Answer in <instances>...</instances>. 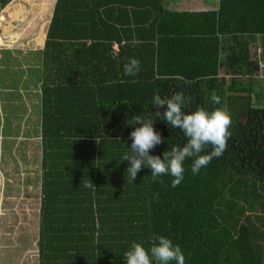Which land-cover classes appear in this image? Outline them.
<instances>
[{
  "label": "trees",
  "instance_id": "trees-1",
  "mask_svg": "<svg viewBox=\"0 0 264 264\" xmlns=\"http://www.w3.org/2000/svg\"><path fill=\"white\" fill-rule=\"evenodd\" d=\"M11 1L0 0V14ZM32 52L37 264H124L133 242L148 249L157 235L181 248L185 264H264V0H219L199 12L171 11L162 0H56ZM129 58L140 61L136 76L124 74ZM176 92L186 113L226 105L227 149L195 175L186 158L175 188L172 176L154 181L149 168L132 181L123 161L132 118L157 111L154 95ZM153 127L163 142L150 155L187 141L162 119Z\"/></svg>",
  "mask_w": 264,
  "mask_h": 264
},
{
  "label": "rangeland",
  "instance_id": "rangeland-1",
  "mask_svg": "<svg viewBox=\"0 0 264 264\" xmlns=\"http://www.w3.org/2000/svg\"><path fill=\"white\" fill-rule=\"evenodd\" d=\"M25 6L29 9V2ZM48 18V12L40 14L37 23L41 27L34 21L32 25L24 23V28L19 25L16 28L8 25L7 31L0 28L1 33L9 36L0 51V264H37L41 151L36 73L39 72L30 54L34 53L32 49L42 47ZM2 23L6 25L7 19ZM29 31L37 35L34 46L29 45L30 36L23 37ZM12 58L15 63L10 61ZM259 67L263 81L264 65ZM29 71L31 80L27 76ZM262 81L260 86H264Z\"/></svg>",
  "mask_w": 264,
  "mask_h": 264
},
{
  "label": "clouds",
  "instance_id": "clouds-1",
  "mask_svg": "<svg viewBox=\"0 0 264 264\" xmlns=\"http://www.w3.org/2000/svg\"><path fill=\"white\" fill-rule=\"evenodd\" d=\"M134 43L139 44L140 41ZM139 70L140 61L136 58H129L124 65L125 75L136 76ZM211 99L215 104H220V99L215 94ZM185 102L183 92H176L171 97L157 94L153 97V108L157 111L133 116L134 130L129 134L131 145L127 147L128 152L123 157V161L130 164L127 174L132 181L142 168H149L154 181L163 175L172 176L174 179L171 186L175 188L184 179L183 165L186 158L193 160L191 171L195 175L213 158L224 154L231 135V118L227 111L219 107L211 111L199 107L191 113H186L182 110ZM161 109L163 111H160ZM156 119H162L173 128L180 129L187 138L182 147L165 151L163 158L149 154L150 150L163 142L161 134L153 127ZM136 125L139 126L135 127ZM209 145L212 151L202 154ZM85 187H93V184L90 182ZM153 261L155 264H170L173 261L175 264H185V256L178 245L159 235L153 237L150 248L145 249L141 243L133 242L124 253V264H153Z\"/></svg>",
  "mask_w": 264,
  "mask_h": 264
},
{
  "label": "crops",
  "instance_id": "crops-1",
  "mask_svg": "<svg viewBox=\"0 0 264 264\" xmlns=\"http://www.w3.org/2000/svg\"><path fill=\"white\" fill-rule=\"evenodd\" d=\"M26 1L29 2V5H30L29 9H25L26 8V6H25ZM31 1L32 0H12L1 11L0 28H3L6 31L9 30V26H12V27L14 26V28H16V26L19 25V26H22V28H24V23L25 24L29 23V25H32L34 23V21L38 27H41L37 23V18H39L40 14L44 15L45 13L48 12L49 18L47 20V24H46V28H45V30H46L47 26H48L49 19L52 15L53 7H54L56 0H33L34 4H32ZM162 4L165 7V9H168L171 11H196V12H199V11L217 9L218 4H219V0H162ZM5 19H7L6 25H4L2 23V20H5ZM42 20L44 21V19H42ZM25 34L26 35L23 37L26 38V37L30 36L29 45L31 43L32 46H34L36 44V42L38 41V40H36V37H37L36 33H32L29 31V32H26ZM43 37H45V33H44ZM43 40H44V38H43ZM43 40H42V43H43ZM33 42H34V45H33ZM9 47H12V45H9ZM32 50H34V49H32ZM35 50H38V49H35ZM261 52H262V49L260 50L259 53H261Z\"/></svg>",
  "mask_w": 264,
  "mask_h": 264
},
{
  "label": "built area",
  "instance_id": "built-area-1",
  "mask_svg": "<svg viewBox=\"0 0 264 264\" xmlns=\"http://www.w3.org/2000/svg\"><path fill=\"white\" fill-rule=\"evenodd\" d=\"M6 42H7V36L0 32V51L3 49L4 44H6ZM114 48L117 49L116 45H114Z\"/></svg>",
  "mask_w": 264,
  "mask_h": 264
}]
</instances>
